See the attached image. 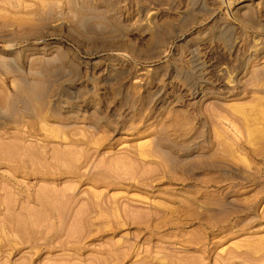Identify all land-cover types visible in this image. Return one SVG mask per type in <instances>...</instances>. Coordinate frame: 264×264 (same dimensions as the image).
Returning <instances> with one entry per match:
<instances>
[{"label":"rangeland","instance_id":"obj_1","mask_svg":"<svg viewBox=\"0 0 264 264\" xmlns=\"http://www.w3.org/2000/svg\"><path fill=\"white\" fill-rule=\"evenodd\" d=\"M183 1L0 0V264H264V0Z\"/></svg>","mask_w":264,"mask_h":264},{"label":"bare ground","instance_id":"obj_2","mask_svg":"<svg viewBox=\"0 0 264 264\" xmlns=\"http://www.w3.org/2000/svg\"><path fill=\"white\" fill-rule=\"evenodd\" d=\"M185 1V0H184ZM183 1V3H184ZM180 3V2H179ZM205 0H186L184 4H182L181 7L176 9V12L174 16L171 15L170 18L168 19H163V20H157L155 18H150V26L149 27V32L152 40L154 42H157L161 40L165 35H170V36H176L178 34H181L183 31L180 29V27L188 20H194L196 19V13L199 11H202L205 7ZM181 5V4H180ZM174 13V12H173ZM151 14V13H150ZM153 14V13H152ZM149 15V14H148ZM147 15V16H148ZM150 17V15H149ZM156 17V16H155ZM148 20V19H147ZM144 32V31H143ZM148 36V34H146ZM162 42V41H161ZM155 46V45H154ZM130 47V46H129ZM114 51V50H113ZM120 51V50H119ZM125 52V51H123ZM118 53V52H117ZM126 54V53H125ZM130 54V53H129ZM127 55V54H126ZM125 55V56H126ZM124 54H117L112 56V61L119 58L123 59ZM111 57V56H110ZM126 58V57H125ZM128 58V57H127ZM103 59V58H102ZM136 60V59H135ZM103 61V60H102ZM105 61V60H104ZM119 61V60H118ZM110 62V61H109ZM136 63V62H135ZM141 63V62H140ZM118 64V63H117ZM116 64V65H117ZM131 64V63H130ZM137 65V64H136ZM139 65V64H138ZM109 69L108 74L106 75V79H114V81L119 80V76L123 75L125 72L128 71L127 66L125 64H120V66H115L113 64L108 65ZM106 67V66H105ZM138 67V66H137ZM104 79V78H103ZM120 83V82H119ZM118 83V84H119ZM68 88V87H67ZM65 88V89H67ZM73 89V88H72ZM66 98H70L68 94L65 95ZM63 157V156H62ZM59 193V192H58ZM51 202V201H50ZM52 204V203H51ZM56 204H54L55 206ZM53 206V207H54ZM57 206V205H56ZM56 208V207H55ZM40 216V215H39ZM40 219V218H39ZM38 220V219H37ZM43 222V221H42ZM75 223V222H74ZM77 224V223H76ZM51 227V225H50ZM77 227V226H76ZM25 228V227H24ZM63 228V227H62ZM32 230V229H31ZM25 231V230H24ZM70 231V230H69ZM26 233V232H25ZM47 233H49L47 231ZM20 234V233H19ZM32 235V234H31ZM26 236V235H25ZM28 236V235H27ZM31 237V236H30ZM33 239V238H32ZM191 262V261H190ZM194 263V262H193ZM57 264V263H56ZM59 264V263H58Z\"/></svg>","mask_w":264,"mask_h":264}]
</instances>
